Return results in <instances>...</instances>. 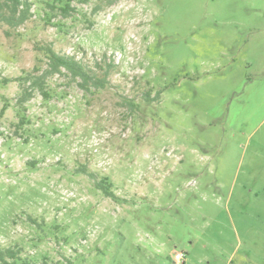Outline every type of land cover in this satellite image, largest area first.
I'll list each match as a JSON object with an SVG mask.
<instances>
[{
  "label": "rangeland",
  "instance_id": "obj_1",
  "mask_svg": "<svg viewBox=\"0 0 264 264\" xmlns=\"http://www.w3.org/2000/svg\"><path fill=\"white\" fill-rule=\"evenodd\" d=\"M30 2L0 25V246L35 264H264V0ZM47 45L109 70L106 87L55 75L20 105Z\"/></svg>",
  "mask_w": 264,
  "mask_h": 264
},
{
  "label": "trees",
  "instance_id": "obj_2",
  "mask_svg": "<svg viewBox=\"0 0 264 264\" xmlns=\"http://www.w3.org/2000/svg\"><path fill=\"white\" fill-rule=\"evenodd\" d=\"M76 0H44L46 7L49 9L52 16L59 14L63 17H70L74 12L72 6ZM82 3L87 0H79ZM31 2L30 0H0V25H7L11 29H16L25 24L31 18ZM45 55L47 60V68L40 75H29L26 78H19L16 81L23 82L22 86L30 83L27 88H24V92L21 96L20 105L28 102L33 95V91L38 89L45 97H48L47 92L44 89V80L48 77L55 75H65V73L72 80H80L79 86L86 91H89L91 87L101 89L106 87L107 76L109 70L105 71L104 77L100 78L95 72L85 67L81 62L77 61L75 57L62 55L50 46H42L39 49ZM110 69L111 66L109 65ZM36 71H39L36 69ZM160 93L153 100L159 97ZM132 108L135 104L131 103ZM6 110L3 108L2 113ZM24 117L22 121H24ZM90 178L96 179L94 174H87ZM96 188L101 191L107 198L118 202L120 199L112 190V183L107 179L96 181ZM22 250L15 248H3L0 246V264H35L30 259L22 257ZM56 264H71L68 260L66 262H57Z\"/></svg>",
  "mask_w": 264,
  "mask_h": 264
},
{
  "label": "built area",
  "instance_id": "obj_3",
  "mask_svg": "<svg viewBox=\"0 0 264 264\" xmlns=\"http://www.w3.org/2000/svg\"><path fill=\"white\" fill-rule=\"evenodd\" d=\"M175 260H176L177 262L184 263L185 260H186V256H185V254L179 252V253H177V254L175 255Z\"/></svg>",
  "mask_w": 264,
  "mask_h": 264
}]
</instances>
